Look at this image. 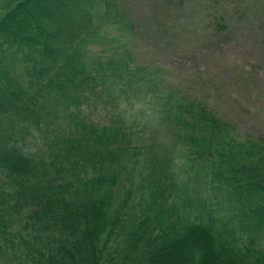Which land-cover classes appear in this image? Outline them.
Returning <instances> with one entry per match:
<instances>
[{"label":"trees","instance_id":"obj_1","mask_svg":"<svg viewBox=\"0 0 264 264\" xmlns=\"http://www.w3.org/2000/svg\"><path fill=\"white\" fill-rule=\"evenodd\" d=\"M125 2L0 0V258L264 264V131L136 61Z\"/></svg>","mask_w":264,"mask_h":264},{"label":"rangeland","instance_id":"obj_2","mask_svg":"<svg viewBox=\"0 0 264 264\" xmlns=\"http://www.w3.org/2000/svg\"><path fill=\"white\" fill-rule=\"evenodd\" d=\"M231 1L126 0L133 37L123 41L167 84L198 94L241 127L264 131V0H235V8ZM225 12L232 25L220 32L209 14Z\"/></svg>","mask_w":264,"mask_h":264}]
</instances>
